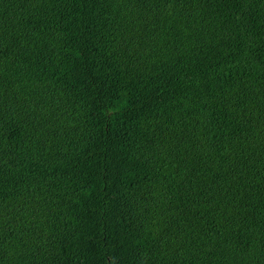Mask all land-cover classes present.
<instances>
[{
    "label": "trees",
    "instance_id": "trees-1",
    "mask_svg": "<svg viewBox=\"0 0 264 264\" xmlns=\"http://www.w3.org/2000/svg\"><path fill=\"white\" fill-rule=\"evenodd\" d=\"M0 264H264V0H0Z\"/></svg>",
    "mask_w": 264,
    "mask_h": 264
},
{
    "label": "bare ground",
    "instance_id": "bare-ground-1",
    "mask_svg": "<svg viewBox=\"0 0 264 264\" xmlns=\"http://www.w3.org/2000/svg\"><path fill=\"white\" fill-rule=\"evenodd\" d=\"M212 189V188H211ZM88 259V258H87ZM85 261V260H84Z\"/></svg>",
    "mask_w": 264,
    "mask_h": 264
}]
</instances>
